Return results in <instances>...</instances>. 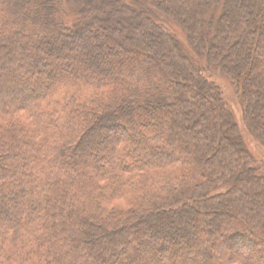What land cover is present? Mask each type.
Masks as SVG:
<instances>
[{
    "label": "trees",
    "instance_id": "16d2710c",
    "mask_svg": "<svg viewBox=\"0 0 264 264\" xmlns=\"http://www.w3.org/2000/svg\"><path fill=\"white\" fill-rule=\"evenodd\" d=\"M209 71L264 148V0H0V264H264Z\"/></svg>",
    "mask_w": 264,
    "mask_h": 264
},
{
    "label": "rangeland",
    "instance_id": "374dc122",
    "mask_svg": "<svg viewBox=\"0 0 264 264\" xmlns=\"http://www.w3.org/2000/svg\"><path fill=\"white\" fill-rule=\"evenodd\" d=\"M93 15L94 14L92 13V15L89 14L87 16L91 17ZM174 29H176V28H174ZM180 37H181L182 41L186 44V42L182 38L183 36L181 35ZM208 70H209V68H208ZM209 75L211 76L212 81L215 80L217 85L221 88V91H222V93L224 95V98L228 102L229 107L232 110V112H234L235 120H236L238 126L240 127V129L242 130L243 134L245 135L246 142H247V145H248L249 149L251 150V152H253V154L258 159V161L263 162L264 161V148L258 143L257 139H255L253 137V135L251 134V132L248 129L247 125H245L244 117H243V104L241 102H239V100H238V97L236 95L235 87L233 86V84L230 83L229 78L224 77L218 71H216V72L209 71ZM249 86H250V88H253V87L256 88V84L254 82L249 83ZM172 109H173V105L171 104L170 107L167 108V110L169 111V110H172ZM119 136H121L122 139H124V137H123L124 134H123L122 131L119 132ZM83 161L84 160L81 159V162H83ZM119 203L121 205H123V206H127L128 205V201L127 200H122ZM153 247H155L154 244L152 245V248ZM194 250L193 249H189L187 252L189 254H193ZM110 258H112V257L110 256Z\"/></svg>",
    "mask_w": 264,
    "mask_h": 264
}]
</instances>
